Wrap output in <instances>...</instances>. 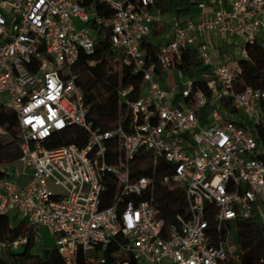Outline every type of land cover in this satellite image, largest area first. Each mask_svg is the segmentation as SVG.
<instances>
[{"label":"built area","instance_id":"1","mask_svg":"<svg viewBox=\"0 0 264 264\" xmlns=\"http://www.w3.org/2000/svg\"><path fill=\"white\" fill-rule=\"evenodd\" d=\"M89 1L110 15H96L84 5ZM190 1L196 16L181 22L153 10L154 0H0V110L15 117V133L0 124V159L7 144L18 151L14 161L0 162V216L16 212L27 226L49 228L62 264H107L103 249L117 236L126 244L115 264H243L232 241L235 226L226 225L256 217L264 230V160L256 157L251 131L220 108L227 101L244 121L260 120L264 92L235 85L247 49L264 39V0ZM163 24L168 39L150 59L140 44L153 25ZM93 27L109 31L111 46L142 77L141 96L126 103L128 131L95 129L86 118L73 67L80 51L92 50ZM207 33L238 37L240 51L213 63ZM189 48L210 70V102L194 79L178 95L156 80L167 70L182 79L174 62ZM73 126L85 135L81 145L47 146ZM110 141L120 150L114 164L106 156ZM142 157L170 167L160 182L184 192L188 216H178L176 226L156 217L151 197L142 200L153 184L133 175L131 163ZM25 243L0 241V258Z\"/></svg>","mask_w":264,"mask_h":264},{"label":"trees","instance_id":"2","mask_svg":"<svg viewBox=\"0 0 264 264\" xmlns=\"http://www.w3.org/2000/svg\"><path fill=\"white\" fill-rule=\"evenodd\" d=\"M85 6H91L93 12L98 15H110V10L99 3L86 2ZM153 10L169 14L176 19L185 21L191 18L196 10V4L190 0H154ZM94 28V45L90 52L80 51L77 61L73 67L76 77L75 83L80 88L83 95V103L87 107V120L95 129L102 131L121 126L128 131V124L131 116L127 111L126 103L138 99L143 92L142 77L135 73L130 65L123 62L121 51L111 46L109 31L101 27ZM168 28L167 24L153 25L147 37H145L140 48L149 56L156 59L160 46V37ZM219 52L224 53L223 48ZM248 57L239 62L241 74L236 81V90L251 87L264 92V39H258L247 49ZM118 62V70L114 73L109 70L110 62ZM174 66L184 71L189 78L194 79V85L206 92L208 102L213 100L212 93L207 89V83L212 81L210 70L202 66L197 58L194 48H189L181 53V61L174 62ZM206 73V79H197L195 75ZM127 93L122 96V93ZM259 111L264 115V99L259 101ZM220 108L237 118L240 125L251 131L258 144L256 157L264 160V117L260 115V120L256 123L246 122L241 114L234 110L227 101H220ZM0 124L8 127L15 133V117L9 111L0 110ZM83 131L78 127H70L66 131L53 136L49 147H58L68 144L81 145L84 141ZM106 152L109 164L117 163L120 150L116 142L108 145ZM18 157V151L14 144H7L2 150L0 162L8 163ZM131 167L134 176H148L153 178V184L142 196V200L152 198L157 209L156 217L164 221L165 227L177 225V217L186 218L188 207L184 192L181 188L173 185L162 184V176L170 172V167L161 161L152 162L148 158H136L132 161ZM112 192H109V196ZM109 205L106 201L100 206L105 208ZM235 226L232 232V241L237 250L242 254L243 264H264V230L256 217L248 220H236L228 223L226 228ZM33 226H26L22 221L19 225L11 224L8 216H0V241H11L16 238H26L24 256L13 257L6 254L5 258H0V264H62L60 257L54 248L44 250L41 255H30L28 250L33 244ZM225 229H222V234ZM126 244L121 236H117L104 249L103 257L107 264L114 261H122L123 258L116 253L120 246ZM134 264V262H130ZM230 264V263H226Z\"/></svg>","mask_w":264,"mask_h":264},{"label":"rangeland","instance_id":"3","mask_svg":"<svg viewBox=\"0 0 264 264\" xmlns=\"http://www.w3.org/2000/svg\"><path fill=\"white\" fill-rule=\"evenodd\" d=\"M169 35V28L166 29L164 34L161 37V43L164 44ZM219 40L222 42L223 49L225 50L222 61H228L232 60L235 57V54L240 51V40L238 37L233 36L229 38H219ZM212 44V43H211ZM214 47V46H213ZM211 55H213L211 53ZM119 63L118 62H110L109 63V70L110 72L114 73L118 70ZM193 80V78H188V76L184 75L182 79H179L173 70H167L165 73H162L156 77V80L158 81L159 85L168 91L169 93L173 95H178L181 93L180 85L187 82V80ZM257 114L262 115L259 111V108L257 109ZM204 117L206 116V113L204 114ZM14 167L16 169H20V164L18 162H14ZM12 174V172H11ZM50 190L52 192L58 191L57 188L50 187ZM8 218L11 221V224L13 225H19L21 223V216L18 215V213L10 212L8 215ZM27 226V225H26ZM33 234H34V241L30 249L28 250V254L30 255H41L43 254L44 250L54 248L55 246V239L49 228L36 225L33 226Z\"/></svg>","mask_w":264,"mask_h":264},{"label":"crops","instance_id":"4","mask_svg":"<svg viewBox=\"0 0 264 264\" xmlns=\"http://www.w3.org/2000/svg\"><path fill=\"white\" fill-rule=\"evenodd\" d=\"M195 13H196V10L192 14L193 17L196 16ZM161 37H160V45L162 44L161 43ZM219 38L221 39V37L217 36L214 33H207L203 37V40L206 41L209 45V54H210V57H211L213 63H216L219 61L223 62L221 58H222L224 53L219 52V49L223 48V45H222V42L219 40ZM211 53L213 55H211Z\"/></svg>","mask_w":264,"mask_h":264},{"label":"water","instance_id":"5","mask_svg":"<svg viewBox=\"0 0 264 264\" xmlns=\"http://www.w3.org/2000/svg\"><path fill=\"white\" fill-rule=\"evenodd\" d=\"M25 253H26V248L24 246H21L16 249L10 250L9 254L13 257H19V256H24ZM111 264H115V263H111Z\"/></svg>","mask_w":264,"mask_h":264}]
</instances>
